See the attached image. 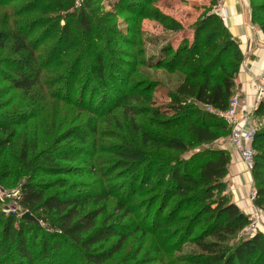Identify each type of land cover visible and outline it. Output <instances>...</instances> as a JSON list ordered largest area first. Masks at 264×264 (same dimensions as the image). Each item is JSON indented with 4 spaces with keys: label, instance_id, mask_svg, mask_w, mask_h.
<instances>
[{
    "label": "trees",
    "instance_id": "16d2710c",
    "mask_svg": "<svg viewBox=\"0 0 264 264\" xmlns=\"http://www.w3.org/2000/svg\"><path fill=\"white\" fill-rule=\"evenodd\" d=\"M36 2L30 0L27 3L30 10H21L19 15L32 13ZM141 2L151 3L128 0L135 15L146 10ZM249 2L251 22L264 35V0ZM81 18L84 29L89 30L88 21ZM152 18L166 31L183 30L172 18L155 11ZM41 23L37 18L17 25L22 46L0 42V50L10 45L12 55L24 53L37 58L24 69H17L20 59H14L13 65H6L12 75L2 76L14 90L29 96L40 87L42 70L46 68L42 65L45 58L41 39H29ZM14 26L7 25V30H14ZM190 28L191 41L183 38L176 47L166 43L159 49L156 62L146 59V68L179 73L180 82L169 92L166 105L157 106L153 101L158 82L132 78L142 66L135 53L127 56L133 62L129 71L118 65L111 76L115 79L110 81L102 68V59L96 56V75L102 85L85 99L81 86L80 103L84 109L96 108L103 113L101 116L121 109L126 126L137 140L119 142L118 139L116 144L102 150L96 137L88 138L97 136L96 127L83 123L63 133L30 160L26 146L22 147L25 170L17 169V175L23 176L17 206L21 215L29 212L38 223L21 217L17 221L12 215L4 217L0 213V264H68L73 256L80 257L85 264H119L111 260L128 238L138 233L158 232L162 234L163 248L176 252L184 247L192 248L194 252L180 258L185 264H264V234L243 235L250 218L229 198L226 177L230 155L219 144L229 132L220 114L235 94L242 54L237 41L216 15L203 14ZM62 41L65 49L71 44L66 30L62 32ZM90 69L83 77L91 76ZM74 73L72 68L68 78L72 79ZM54 83L56 87L60 84ZM254 114L263 120V125L252 144L255 156L251 173L256 191L253 204L264 212V96ZM17 117V114L0 113V152L15 137ZM86 140L87 146H83ZM191 148L193 152L185 158ZM99 153L107 157L96 166L92 159ZM41 173L63 177L40 182ZM119 173L121 181L112 182ZM79 175L91 177L83 189L66 179ZM90 185L92 191H84ZM114 189L118 194L114 211L96 226L95 220ZM89 203L100 208L86 211ZM112 238L116 241L105 247Z\"/></svg>",
    "mask_w": 264,
    "mask_h": 264
},
{
    "label": "rangeland",
    "instance_id": "374dc122",
    "mask_svg": "<svg viewBox=\"0 0 264 264\" xmlns=\"http://www.w3.org/2000/svg\"><path fill=\"white\" fill-rule=\"evenodd\" d=\"M0 1L4 3L1 5L0 2V42L5 41L22 46V34H19L17 25H23L22 23H28L33 19H41V25L36 28L29 39H41L40 47L45 58L42 65L46 66L42 70L40 87L37 86L29 96L21 90H14L10 83L3 81L2 76L12 75L6 65H13L14 59H20L17 60V69L21 67L24 69L37 58L25 56L24 53L12 55L10 45L0 50V65H4L0 66V105L2 107L0 113L18 115L17 126L14 130L15 137L10 146L0 152V191L6 194L18 190L23 180L22 173L20 176L17 175V169L23 167L25 170V163L23 164L21 160L24 145L27 159L30 160L41 149H47L55 140H59L63 133L80 127L83 123H90L91 126L96 127L97 136L88 138L96 137L99 142L98 147L102 150L116 144L119 140V142L137 140L126 126L121 109H115L101 116L103 114L101 111L96 108L86 110L80 103L82 85L85 92L83 99L88 95L92 96V90L102 85L96 75L95 57L99 56L102 59V68L110 81L115 79L111 76H114L113 73L118 65L123 71H129V65L133 62L132 57L127 56L135 53L138 63L142 66L138 67L137 74L132 78L135 80L147 78L158 82L159 86L154 92L153 101L157 106H164L169 102V92H172L180 82L179 73L168 74L164 70L146 68V59L151 63L156 62L159 49L166 43L176 47L183 38L191 41L193 38L191 25L203 14L211 13L213 5V0H169V2L168 0H150V4L145 2L143 5L141 2V7L146 10L138 16L132 12L128 0H38L32 13L19 15L21 10L23 12L30 10L27 7L30 0ZM57 7L59 9L63 7V9L59 10ZM154 11L172 18L183 27V30L180 32L166 31L161 23L152 18ZM81 16L88 21L89 30L84 29ZM7 25H15L14 30H7ZM64 30L67 31L71 40L70 46L66 49L62 44L65 42L62 41ZM130 42L134 43L133 46H130ZM119 55H124L123 60L121 58L117 60ZM72 68L75 73L71 79L68 78V71ZM89 69L91 76L83 77ZM54 82L60 84L56 87ZM33 96L35 99H32ZM253 118L260 128L263 120L255 116ZM227 136L228 133L219 141V144L225 143ZM87 140L83 146H87ZM193 150L194 148H191L185 158H188ZM160 155H164V152H160ZM106 157L105 154L99 153L92 161L98 166ZM121 175L117 174L114 179L112 178V182L121 181ZM60 177L63 176L41 173L38 180L50 182ZM66 179L70 183H75V187L80 185L79 187L83 189L87 184L85 181L90 180L91 177L79 175L67 176ZM92 189L93 186L90 185L84 191H92ZM116 193L117 189H114L112 195L104 203V208L95 220L96 226L113 213L118 197ZM13 207L12 198L0 194V213L4 217L12 215L18 221L21 217V210L18 207L12 209ZM99 208L100 205L89 203L85 210L91 211ZM129 219H134V217ZM161 235L159 232L135 234L125 241L122 249L111 261L119 264H185L180 258L194 252L192 248L184 247L179 252L163 248ZM243 235L246 236L244 232ZM115 241L116 238L110 239L105 247ZM68 264L85 263L80 257L73 256Z\"/></svg>",
    "mask_w": 264,
    "mask_h": 264
},
{
    "label": "crops",
    "instance_id": "0c3cea01",
    "mask_svg": "<svg viewBox=\"0 0 264 264\" xmlns=\"http://www.w3.org/2000/svg\"><path fill=\"white\" fill-rule=\"evenodd\" d=\"M225 8L227 17L222 20L223 24L237 41L242 54L240 70L235 79V94L240 96L246 111L254 120V111L259 104L256 102L254 79L264 70V35L259 27L251 22L249 0H226ZM223 149L230 155L226 177L229 198L251 218L256 211L253 201L249 199L250 191L254 188L252 173L246 171L234 147L225 143Z\"/></svg>",
    "mask_w": 264,
    "mask_h": 264
},
{
    "label": "built area",
    "instance_id": "2783aa9c",
    "mask_svg": "<svg viewBox=\"0 0 264 264\" xmlns=\"http://www.w3.org/2000/svg\"><path fill=\"white\" fill-rule=\"evenodd\" d=\"M226 0H214L211 8V14L216 15L221 20L227 17V10L225 8ZM257 97L256 102L259 103L264 96V70L254 79ZM228 128V136L226 142L235 148L240 161L243 163L246 171L252 172L254 167L255 151L253 149V141L259 127L256 121L252 120L250 113L246 111L245 105L238 94L232 95L229 100L227 109L220 114ZM225 143H220L221 147H225ZM0 194H5L12 198L14 207L17 206L18 190L9 192L8 194L0 191ZM256 195L255 189H251L249 199L254 200ZM19 208V207H18ZM261 210L256 208L254 215L250 218L249 225L245 228L244 233L250 236L255 232L264 234V216Z\"/></svg>",
    "mask_w": 264,
    "mask_h": 264
},
{
    "label": "water",
    "instance_id": "95a60500",
    "mask_svg": "<svg viewBox=\"0 0 264 264\" xmlns=\"http://www.w3.org/2000/svg\"><path fill=\"white\" fill-rule=\"evenodd\" d=\"M21 218L32 223H38L37 219L29 212H24L21 215Z\"/></svg>",
    "mask_w": 264,
    "mask_h": 264
}]
</instances>
